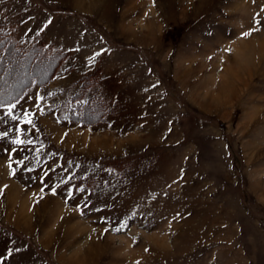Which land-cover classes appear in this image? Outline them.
<instances>
[{
  "label": "rangeland",
  "instance_id": "rangeland-1",
  "mask_svg": "<svg viewBox=\"0 0 264 264\" xmlns=\"http://www.w3.org/2000/svg\"><path fill=\"white\" fill-rule=\"evenodd\" d=\"M0 32L63 56L0 107L3 264H264V0H0Z\"/></svg>",
  "mask_w": 264,
  "mask_h": 264
},
{
  "label": "trees",
  "instance_id": "trees-1",
  "mask_svg": "<svg viewBox=\"0 0 264 264\" xmlns=\"http://www.w3.org/2000/svg\"><path fill=\"white\" fill-rule=\"evenodd\" d=\"M62 60H63V56L61 53L59 54V52L58 54L57 53L53 54L39 44L32 45L31 47L23 49L18 46L16 40L12 36L8 34H4L3 32H0V69L3 72H7L5 75L7 76V74H9L10 72L9 70L11 69L13 70L12 73L17 72V70L20 67V63L22 64L21 66H24V68H26L27 65H29L28 66V74H29L28 79L30 78L29 80L30 84H27V82L26 83L23 82L22 84L19 85L18 87L19 91L16 92L18 94L12 95L10 91L3 92L2 89L0 88L1 89L0 99H2L5 103H9L11 101H14L20 98L24 94V92L28 89V86H31L34 83H40L41 81L43 82V80L46 78V74H43L41 70V67L43 64L46 65V63H48L49 67L51 66L50 71H48L50 74L53 70H56V68L58 67L59 63ZM22 62L24 63V65ZM0 81H1V78H0ZM84 85L87 86L88 84L85 82ZM93 105L95 106L92 107ZM91 108H94V110H92ZM83 109L85 111L89 110V113L90 112L97 113L98 111L99 112L104 111V110L106 111L107 106L105 105L103 100L89 101L86 107Z\"/></svg>",
  "mask_w": 264,
  "mask_h": 264
},
{
  "label": "snow or ice",
  "instance_id": "snow-or-ice-1",
  "mask_svg": "<svg viewBox=\"0 0 264 264\" xmlns=\"http://www.w3.org/2000/svg\"><path fill=\"white\" fill-rule=\"evenodd\" d=\"M51 21H48V23H46L43 28L41 29V31L44 30V28H46L48 26V24H50ZM245 35H247V33H245ZM97 55H99V53H97ZM0 107H6L7 108V112L5 113V115H7L11 120H18L19 118L13 114V109L16 107V104H13V103H8V104H5V102L0 99ZM25 115H27V113H25ZM0 120H3V117H0ZM31 119H27L25 121V123H31ZM8 136V132H0V138H3V137H7ZM12 143L14 144H21V143H25L24 140H21L19 138V136H17L16 139H14L12 141ZM27 143H32V141H27ZM20 249L19 248H9L7 250V253L9 256H11L14 252H19ZM0 264H3V258L0 257Z\"/></svg>",
  "mask_w": 264,
  "mask_h": 264
},
{
  "label": "bare ground",
  "instance_id": "bare-ground-1",
  "mask_svg": "<svg viewBox=\"0 0 264 264\" xmlns=\"http://www.w3.org/2000/svg\"><path fill=\"white\" fill-rule=\"evenodd\" d=\"M9 69H10V68H9ZM9 69H7V70H9ZM9 71H10V70H9ZM9 71H8V72H9ZM6 73H7V72H6ZM5 75H6V74H5ZM16 191H17V188L15 187V188H14V194L16 193ZM24 213H25V211L22 210V211H21V214H24ZM71 226H72L73 229H75V228H79L81 225L77 222V223H74V225H71ZM85 226H86V225H85ZM82 228H83V227H82ZM82 228H81V229H82Z\"/></svg>",
  "mask_w": 264,
  "mask_h": 264
}]
</instances>
